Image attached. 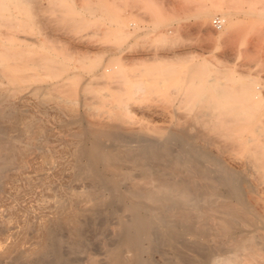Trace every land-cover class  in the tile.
I'll use <instances>...</instances> for the list:
<instances>
[{
    "label": "bare ground",
    "instance_id": "bare-ground-1",
    "mask_svg": "<svg viewBox=\"0 0 264 264\" xmlns=\"http://www.w3.org/2000/svg\"><path fill=\"white\" fill-rule=\"evenodd\" d=\"M8 1L17 6L19 5L18 7H20V4H26L27 6V0ZM5 3L7 4L6 1ZM2 4V0H0V9ZM31 6L33 4H30L29 8ZM25 10L29 11L26 8ZM4 16L0 18H7V15ZM6 23L5 20L4 26L8 27ZM14 23L12 24L13 27L15 26ZM68 24L71 25L69 21L67 26H69ZM12 25L9 27H12ZM120 25L124 28L122 34L126 36V43L125 46L120 45L114 51L112 50L111 55L116 59L120 58L118 55L124 49L129 48L130 39L139 36L141 30L139 26L135 24L127 25L123 21L118 23V27ZM110 30H113V27ZM152 31L146 30L144 33L147 34ZM170 33V29H165L161 36L164 37ZM15 37L14 35L12 38L15 40ZM22 38L27 41V38ZM6 39L10 40V38ZM23 43L26 44L27 42ZM45 44H43L44 46L40 45L42 53L38 57L30 55L28 51L26 52L15 46L16 44L9 45V47L4 46L5 48L2 47L3 49L0 50V79H6L11 89H6L5 91L4 88L7 86L3 87L5 92L3 90H1L3 92H0L1 104L11 97V93L14 96V93L20 92V95L21 91H24V89L21 90L23 85H28L27 83L30 82L37 81L38 83V81H44L45 83L42 82V86H36L32 91L34 90L36 93V91L40 92L42 90L44 95H47L46 99H49L55 93L56 108L59 109L61 105L66 106V104H77L86 110L95 107H103L104 109L108 107L111 112L110 117L112 116L115 123L111 118V122L114 124L110 126L107 123L103 126L99 120H95L99 122L98 124L92 122L83 126L81 117L77 118V115L75 116L76 109L68 111L71 122L79 124L80 127L76 132L72 130L74 134L70 135L72 136L70 144L71 163H67L71 165V183L79 182L81 189L68 188L70 192H68L69 196H66L67 199L62 200L60 198L61 201L56 202V212H54L56 218L49 223L47 221V225L39 229L41 235L36 247L30 253H18L21 258L25 259L28 254H32L38 264H47L45 259L47 257L50 259L51 256H53V259H50L51 262L48 261V264H71L77 262V260L74 261L75 257L74 259L71 257V260H73L71 263V260L69 263L64 262L59 255L61 247L66 243L74 252H78V250L80 252V249L83 248L88 249L85 242L87 239L82 236L84 225L81 219L85 218L86 220V217L96 219L99 215L104 214L105 210L102 211L104 208L101 206H110V208H113L109 210V213L116 218L115 228L113 231L111 230L112 228L110 229L112 231H110V239L108 238L101 243L103 260L99 263L93 257L88 260L87 264H156L152 258L154 253L160 255L164 264H264V258L261 259L258 255V252L264 251V235L261 232L262 230L260 231V229H263L261 226L264 223V220H262L264 216L256 215L253 212L250 207L252 204L249 206L250 202L248 204L246 200V198L249 200V197L245 196L248 194L246 193L248 189L245 185L250 178V173L248 178L245 172L257 171L258 176L261 174L259 176L260 180L257 178V181L264 180V111L261 108L264 106V99L262 96L259 94L253 97L248 96V85L245 82L240 84V81L244 79L243 77L242 80L239 78H235V80L233 79L234 77H228L225 71L214 68L208 70L204 62L187 65L184 71L193 72L190 84L189 86L179 84L185 81L186 78L184 76L174 77L175 74L180 72L179 63L173 62V65H169L166 63L161 64L160 62H162L161 60L179 56L181 55L180 52L170 51L163 55L155 54V52L144 53V57H151L149 60L152 63L143 65L142 68L136 67L135 69L137 70L132 75H126L125 71L127 69L124 68L126 66L123 67L126 70L122 71L123 68L121 66L123 65L118 63L120 59L117 60L118 64L114 63L113 59L115 58L112 59L111 55H108L109 58L102 57L95 64L86 62L82 66L85 72L83 70V73H75L70 66L73 56L70 55V52L62 50L60 46L58 48V45L53 43H50V45L57 46V48L47 46V44V47H45ZM39 48L37 47V49ZM128 55L129 53L127 57ZM134 57L133 60L140 59L139 57ZM129 58L132 57L130 56ZM127 64L125 63V65ZM171 81H175L178 84L170 91L174 93L176 91L177 96L174 95V98L170 97L175 101L172 100L174 102L169 105L171 109L168 118L169 122L171 117L181 126L174 128L172 124V128H169V123L168 128H158L159 125H157L158 129H154L156 126L153 125V129L150 126L148 128L151 129L148 130L145 127V130L143 128V130H139L141 126L139 128L137 126L138 131L131 132V129H129L127 131L130 132H126L125 125L132 124L133 126L134 124L132 123L133 121L130 123L132 116L136 113L133 107L136 104L134 102L139 100L144 93H151L150 91L152 90H158L161 93V90H164ZM236 82L239 83L237 84ZM169 95L171 94L169 93ZM169 95L166 96L164 94L167 98H169ZM72 97L78 99H73ZM53 98H50L52 99L51 103ZM167 100L169 101V99ZM44 101L39 98L40 104L38 102L37 104L41 105V108L43 105L48 106L51 104L45 105L46 102ZM7 108L11 107L7 106ZM78 108L80 107L78 106ZM108 108L106 109L108 110ZM10 111V109L7 113L2 111L0 114L1 120L6 118L11 123L13 111ZM83 112L85 114V110ZM88 112L90 113V111ZM21 113L23 112L21 111ZM78 115L80 114L78 113ZM8 116L12 117V119ZM44 116L46 117V115ZM9 118L10 120H8ZM29 120H25L26 122L22 129L23 133L21 136L23 135L25 139L22 145L18 138L17 140L5 136L6 133L3 131L5 128L3 130L0 129V185L1 181L4 180L5 172L15 162L16 156L22 155L27 149H30L38 135L42 136L44 143H47L46 130L38 129L39 131L34 133L32 131L34 122ZM105 122L106 120L104 119ZM141 125L143 127L145 124L143 125L142 123ZM34 126L36 125L34 124ZM124 126L125 128H123ZM13 129L15 130V128ZM14 130L11 129V131ZM243 131L248 132H245L247 133L245 134ZM249 132L250 134H248ZM219 138L223 139V141L226 140V142L228 140L227 143L222 144L225 145L223 146L225 151L232 150L231 146L232 148L234 146L238 148L239 146L245 147V150H243L246 155H244L245 161L243 159L246 164L244 165L245 170L235 171L233 168L230 169L218 156L216 158L210 155L211 152H208L206 144L215 143V140L216 142L220 140ZM202 143L205 144V147ZM36 145L38 144L36 143ZM46 148H48L47 145ZM66 164L64 165L66 166ZM27 167L28 165H26ZM8 172L10 173V170ZM66 176L68 177V174ZM24 177L27 176L25 175ZM64 178L66 177L64 176ZM76 186L79 187V185ZM1 187L0 189L2 190L3 187ZM248 196L250 195L248 194ZM82 203L91 207L86 209L76 206L67 207V205L80 206ZM98 207H101L102 210H98ZM100 217L102 218V215ZM104 219L105 217L103 221H105ZM88 221L86 222L88 223ZM97 221L98 219H96ZM100 221L102 220L100 219L99 223L103 222ZM102 225H104V222ZM98 227L100 229V225ZM59 228H64L68 232V238L67 240L65 238L64 242L56 237L55 230ZM249 228H252V230ZM9 229L10 226H8L7 230ZM30 229L33 230V228ZM88 230L90 231V229ZM88 230L85 229V231ZM0 232L2 233V231ZM53 232H55L56 236ZM30 233L32 234L33 231ZM96 248L99 249L98 247ZM65 250H67V246ZM65 250L64 253L66 254ZM73 250L72 254H75L76 252L73 253ZM92 253L91 255L88 253V255L91 257L94 254ZM65 256L68 257L67 254ZM13 257L16 258V254ZM7 260L10 262V258ZM12 260L14 259L12 258ZM31 261H29L30 264ZM13 262L10 263L12 264ZM19 262L18 264H20ZM78 262L75 264H80Z\"/></svg>",
    "mask_w": 264,
    "mask_h": 264
},
{
    "label": "rangeland",
    "instance_id": "rangeland-1",
    "mask_svg": "<svg viewBox=\"0 0 264 264\" xmlns=\"http://www.w3.org/2000/svg\"><path fill=\"white\" fill-rule=\"evenodd\" d=\"M5 1L7 2V4L5 3ZM2 3L3 4L0 9V15L3 14V17H5L4 15H7V18H0V44L2 43L3 45H0V50L5 48L4 46L9 47V45L16 44L15 46H18L26 52L28 51L30 55L38 57L42 53V50L40 51V49L42 48L40 46L41 44L42 46H44L43 44L46 43L47 46L57 48V46L50 45V43H53L54 45H58V48L60 46L62 50L64 49L68 53L70 52V55H73L71 58L72 62L70 61V66L73 68V71L75 73H83V70L85 72V69H83L82 66L83 64H86V62L95 64L96 62L100 61L102 57L109 58L116 47H120V45L125 46L126 36L122 34V30L124 32V28H122V25L118 27V23L120 21H123L124 24H135L141 29L139 36L130 39L129 48L124 49V51L126 50V52L123 51L124 53L122 52L118 55L120 56V58L118 59H120L119 61H121H118V63H122V68L126 66L124 67L127 69H125L126 71L124 70V68L123 70L121 68L122 71H125L126 75H132L133 72L137 70L135 68L138 66L142 68L143 65H150L152 63L149 60L151 57H144V53L155 52V54L163 55L167 52L175 51L180 52L181 55L174 58L161 60L162 62L160 63H166L169 65L173 62L179 63L177 64L181 68L180 72L175 74L174 77H186L185 81L179 84L186 86H189L190 84V78L193 72L184 71L187 65L197 62H204L207 65L208 70H210V68H214L222 70L223 72L225 71L227 73V76L230 78L234 77L233 79L239 78L242 80L244 78L243 81H240V84L241 82L243 84L245 82L248 85L247 95L253 97L256 94H259L264 99V0H29V2L27 0V6L26 4H20V7H18L19 5L17 6L16 4L9 3L8 0H2ZM30 4H33V6H31L32 8H29ZM3 5L5 6V9ZM24 5L25 8L30 12L25 10ZM216 19H221L223 22V25L220 29H216L213 26V20ZM5 20L8 23H6L8 27L4 26ZM68 21L71 23V25L68 24L69 26H67ZM10 23L11 25L14 23L15 26L13 27L12 25L13 28L9 27L11 26ZM112 27L113 30H110L112 29ZM165 29H170L171 33L163 37L161 36V33L164 32ZM146 30L153 31L145 34L144 31ZM13 34L16 36L15 40L14 38H12L14 36ZM22 37L27 38V41ZM6 38H10V40H7ZM23 42H27L28 44H25ZM46 44L45 47H47ZM37 47L40 48L37 49ZM128 53L132 58H129V55L127 57ZM134 56L139 57L140 59L133 60L135 58ZM110 57L112 59L115 58L112 57V55ZM118 59H113V62L117 63ZM123 62H125L126 64L128 63L129 65H125V63ZM122 71H120L121 74H123ZM245 79L247 82L245 81ZM0 80V88L2 87L0 89V92H3L4 89L5 91L6 89H11V86L8 84L6 79ZM42 82L45 83L44 81ZM42 82L38 81L37 83L36 81L33 83H27L28 85H23L21 87V90L24 89V91L22 90L24 93L21 91L22 95H19L20 92H16L13 96V93H11L10 96L13 97L14 100H12L13 98L11 99L10 97L6 102H2L3 104H1L0 102V106L2 107L1 109H3H0V114L2 113V111L4 113H7L9 109L11 110L10 112L13 111V114L8 112L13 117V120H10V118L12 119V117H10L11 115L8 116L10 117L8 120H10L11 123H9L6 118H2V120L0 118V129L3 130L5 128L3 130L4 133H6L5 136L14 139L18 138L21 141L20 144H24L25 139L23 135L21 136V134L23 133L22 129L24 127V123L32 117L31 120H29H33L32 122H34L32 131L36 133L37 131H39L38 129H45L46 137L48 139L47 143H44L42 136L38 135V138L35 140L38 145H36V143L34 142L30 149H27L26 152H24L22 155H17L15 162L12 164L13 170H16L13 171L11 165V169L9 168L5 172V175L3 176L4 180L1 181L0 187L3 184V188L1 187L2 190L0 189V228L2 226L3 227L0 229V231H2V233L0 232V235L2 236L3 233H5L2 237L0 236V260H4L3 262L0 261V264H11L10 262L13 261L15 262H13L12 264H15L16 262V264H18L19 260L20 264H30L29 261H31V259L33 263L35 262V264H38V261H35V257L32 254H28L27 258L25 259L21 258L19 254H21L22 252L30 253L32 249L36 247L41 235L39 229L56 218V214L54 213L56 212V202L61 201L60 198L62 200L67 199V197L69 196L68 192H70V189L68 188L73 187L75 189H81V185L79 182L71 183V165L68 164L71 163L70 144L72 142V136L70 135H73L74 132H72V130L76 132L80 125L71 122L68 111H74L76 109L77 114L75 112L73 113H75V116L77 115V118L81 117L80 119L83 120V126L87 125V123L91 124L92 122L94 124H98L100 122V124H103V126L106 123L109 126L115 123L112 116L110 117L111 112L109 111L110 109L108 107H105V109L108 108V110H105L103 107H95L89 110L87 109L88 111H90V113L86 109H82V107L77 104H74L75 106L72 104H66V106L61 105L62 107L60 106L59 109L56 108V99L54 92V98L53 95L50 96V98H53V102L55 103L54 104L52 102V104V99H46L47 95H44L42 90H40V92L36 91V93L34 90L32 91V89L36 86H42ZM169 83V85H166L167 87H165L164 90H161V93L160 91L158 92V90H152L153 92L150 91L151 93H144V95H142L139 100L134 102V104H136H133V107L135 108L134 111H136V113L130 120V123L131 121H133L132 123L134 124L133 126L132 124H128V126L126 124V128L125 126L123 127L126 129V132L138 131L137 126L138 128L139 126H141V129L139 130H143L144 127L147 130L151 129L148 128L150 126L152 127V129L154 126H156V128L154 127V129L168 128L169 123V128H172V124L174 128L181 126L180 124L176 123V121H174L171 117L170 119L172 121L170 120L169 122L168 115L170 114L169 112L171 109L169 105L175 101L174 99H172L174 98V95L177 96L176 91L175 93L170 91H172L173 87L178 84L175 81H171ZM3 87L6 88L3 89ZM169 93L171 95H169ZM164 94L166 96L169 95V98L165 97ZM43 96L45 99L43 98ZM39 98L40 100H45V105H48L50 103L51 104L48 106L43 105L41 108V105H39ZM72 98L78 99L76 97ZM72 98L71 100H73ZM167 99H169V101ZM46 100L48 101V103ZM37 102L39 104H37ZM7 106L11 108H7ZM78 106L81 109L78 108ZM261 108L264 111V106H262ZM84 110L85 114L83 112ZM104 110L106 111V113H104ZM21 111L24 114L21 113ZM43 113L44 115H46V117L43 115ZM78 113L82 116L78 115ZM99 116L102 118H100ZM147 117L149 119V121L147 122H150L149 124L146 122V120H148L146 119ZM111 118L114 123L111 122ZM104 119L106 120L105 123ZM95 120H99V122ZM6 122L8 123L4 124ZM16 122L18 123V125ZM14 123L16 124L14 125ZM65 123L68 127L70 125L71 128H68ZM142 123L143 125L145 124L143 127L141 125ZM146 123L148 126L146 125ZM34 124L36 126H34ZM157 125H159L158 128ZM13 128H15L16 131ZM11 129L14 131H11ZM129 129L131 130L127 131ZM15 132H17L19 135ZM243 132L245 133L248 131ZM248 134H250V132ZM219 139L220 140H217V142L215 140V143H210L211 145L213 144L212 146L210 144H206V148L208 147L207 149L209 150L208 152H211L213 154L212 155L210 153V155L216 158L218 156V158L220 160H223L222 162L230 169L233 168V170L235 171L245 170L244 165L246 164L244 161L246 155L243 151L245 150V147L239 146L238 148L237 146H234L235 148L233 147V149L231 146L230 148L232 150L229 151L226 149L227 151H225V148L223 147L225 145L222 144L227 143L228 140L226 142V140L223 141V139ZM46 145L48 148H46ZM202 145L205 147V144L202 143ZM35 147L37 149L39 147V149L35 150ZM64 164H66V166ZM26 165H28L27 168ZM24 168L26 169V171ZM9 170L10 173L8 172ZM63 171H65L66 174ZM251 172L252 171L245 172V174H247L246 177L248 176L249 178L250 175V178H247L248 180L245 187L247 186V189L251 191L250 192L247 190L246 193H248L250 196H248V194L245 195L246 197H249V200L248 198H246V200L247 203L250 202V204L248 203L249 206L252 204L250 207L253 209V212L256 215L260 214V216H264V180L262 179L260 182L257 181L261 174L258 176L257 171V173L253 171L252 174ZM67 174L68 177L66 176ZM25 175L27 177H24ZM64 176L66 178H64ZM6 178L8 179L6 180ZM76 185H79V187ZM53 198L55 200V203L54 200H52ZM87 205L88 204L82 203L80 206L67 205V207L76 206L82 209L91 207L90 205ZM101 207H103L104 209L102 210ZM101 207H98V210L105 211L103 212L104 214H101L102 218L100 217L101 215L96 218L98 219L97 222L96 219H93L91 217H86V220L85 218L81 219L84 225L82 236L84 237V239H87V241L85 240V242L86 248L88 249L83 248L80 249V252L78 250V252L75 251V253L74 250L70 249L65 243L63 245L64 248L61 247V250L63 252L60 250L59 254L64 262L69 263L71 257L72 259H74L75 257L74 261L77 260V262L79 261L78 263L80 264H84L85 262L87 264L88 260L93 257L97 261H99V263L102 262L103 249L101 243H103V241H106V239L108 238L110 239V233L115 228L116 218L109 213V210L113 207ZM254 210H256L257 212ZM21 214L23 215L21 216ZM103 216L105 217V221H103ZM5 218L6 220H4ZM100 219L104 222V225H102V221H100L102 223H99ZM262 220H264L263 217ZM86 221H88V223ZM96 224L98 225L96 226ZM262 224L263 226L261 227L263 229H260V231L262 230L261 232L264 235V223ZM99 225L100 229H98ZM101 225L103 228L101 227ZM8 226H10V231L7 230ZM30 228H33V230ZM63 229L64 228H59L55 230L57 236L55 235V232L53 233L56 237L60 238L64 242V239L66 238L67 240L68 238V232ZM85 229H90V231L88 230L89 233L88 231H85ZM249 229L252 230V228ZM31 231H33L32 234L30 233ZM84 231L85 233H83ZM29 234L32 236L30 237ZM25 235L27 236L24 239ZM94 244L97 245L96 247H98L99 249H97ZM66 246L67 250L71 252L65 250ZM62 248L65 250L68 257L65 256L66 254L64 253V250ZM72 250L75 254H72ZM99 250L102 254L99 252ZM86 251L88 252L86 253ZM88 253L89 255H91L92 253L93 256L90 257ZM15 254L16 258L13 257L15 256ZM96 254L98 255L96 256ZM258 255L259 257H261V259L264 258V251L258 252ZM153 256L152 258L156 264H164L163 259L158 253H154ZM6 258H10V262ZM12 258L14 260H12ZM50 259L52 260L53 256H51ZM50 259L49 257H47L45 259V263L48 264V261L51 262ZM32 261L31 264H33ZM71 262H73V260H71L70 263ZM77 262H73L71 264H75Z\"/></svg>",
    "mask_w": 264,
    "mask_h": 264
},
{
    "label": "built area",
    "instance_id": "built-area-1",
    "mask_svg": "<svg viewBox=\"0 0 264 264\" xmlns=\"http://www.w3.org/2000/svg\"><path fill=\"white\" fill-rule=\"evenodd\" d=\"M222 25H223V22L221 21V19L213 20L214 28L220 29L222 27Z\"/></svg>",
    "mask_w": 264,
    "mask_h": 264
}]
</instances>
